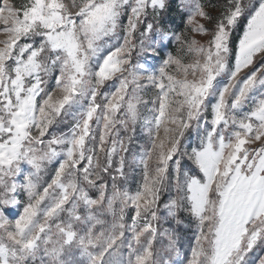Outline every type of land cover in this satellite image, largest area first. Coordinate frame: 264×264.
I'll list each match as a JSON object with an SVG mask.
<instances>
[{"label": "snow or ice", "instance_id": "1", "mask_svg": "<svg viewBox=\"0 0 264 264\" xmlns=\"http://www.w3.org/2000/svg\"><path fill=\"white\" fill-rule=\"evenodd\" d=\"M0 25V264H246L264 245V0H0ZM172 222L195 229L183 259Z\"/></svg>", "mask_w": 264, "mask_h": 264}, {"label": "rangeland", "instance_id": "2", "mask_svg": "<svg viewBox=\"0 0 264 264\" xmlns=\"http://www.w3.org/2000/svg\"><path fill=\"white\" fill-rule=\"evenodd\" d=\"M17 2L19 3V2H21V0H17ZM206 2L215 3L216 0H206ZM170 19H172L174 21V25L178 27V30H182V25H181V21H180L179 16H177L173 12L171 14V16H170ZM126 20H127L126 16L122 17V21H124L126 23ZM245 22H246L245 20H241L240 21V24H239V26L236 29V32H235V35H234L233 39L238 38V36L240 34V31L242 30L243 24ZM2 27L3 26L0 25V28H2ZM138 35H139V33H137V36ZM5 38L6 37L4 36V34L2 32H0V40H3ZM109 43H112V41H109ZM201 43H206V38L201 39ZM177 50H178V45L175 42H173L172 44H169L168 47L165 48L162 52H160L155 57V59H153L152 57H147L146 58L145 55L142 54L139 57H137V60H138L139 63L143 64L145 67H147L148 65H156V66H158L159 63H160V59H161V57L163 55H167L169 53H171L173 55H176L177 54ZM105 54H106V51H103V50L100 53L101 56H103ZM191 59H192L191 57H187L186 56L183 62L184 63H191ZM258 66L259 65H257V67ZM152 70H153L152 68H148L149 72H151ZM172 71L174 73L176 72V66L175 65L172 66ZM245 71H248V70H245ZM176 74H177V78H182V72L181 73H176ZM219 79H220V83L217 85L218 87L222 86L223 83L227 82V76L226 75L221 77V78H219ZM112 90H114L112 87H109V88L105 89V91H112ZM156 91L157 90L155 88H152L151 86L146 85L145 92L143 93V99L144 100L154 99L155 98L154 93ZM102 96H103V93L101 94V97H100L101 100H102ZM212 99H213V102H214V98H212ZM141 111H143V110H141ZM141 122H143L142 119H141ZM137 131L139 132V135L141 137H143V139H137L136 141H134V143L137 145V151H139L140 147L148 141V137L146 135V130H142L139 123L137 125ZM120 134H121V137L124 138V131H123L122 128L120 129ZM162 135H163V130L161 129V136ZM198 144H199V140L196 137L195 132L193 131L188 136L187 140L185 141L184 147H186V148L190 147V146L194 147V146H197ZM108 146L109 147L111 146V142L110 141H109V145ZM188 150L190 151V148H188ZM25 167H27V166H25ZM21 180H22V178H21ZM141 181H142L141 171L140 170H136L135 172L131 173L129 181H128V183H127V185L125 187L130 192H135V190L137 189V187L139 186ZM14 195L16 196V200H17L19 206H18V208H14L12 211H13V213L15 215H18L19 214V210L20 209L22 210L23 204L27 202V194L24 193L23 191H21L20 193L14 194ZM92 195H93V198H95V196H97L98 193L93 192ZM165 198H167V197H165ZM113 207L116 209L117 212L119 211L118 203L114 204ZM105 211L107 213V206L106 205H105ZM131 214H132V209L129 208L127 210L126 218H127V216H130ZM107 217H108V219L110 221L111 220V213H107ZM12 218L14 219L15 216H13ZM172 226L176 227V230H177L176 234L179 237V240L177 242V245H178L179 250H180V257L179 258L183 259V256H184L185 253H187L190 256L191 255V247L190 246L195 244V238H194L195 229H194V227H190L187 224V222H185L184 224L179 225V226L175 225V222H172ZM161 228L162 229L163 228H169V223L162 222ZM162 244H167V240L164 239L162 242H158L157 243V248L160 249L162 247ZM260 255H264V245L256 247L248 255V257L246 259V264H256V260H257V258ZM124 258L127 259L126 249H125ZM172 258L173 259H177L175 253L172 254Z\"/></svg>", "mask_w": 264, "mask_h": 264}]
</instances>
